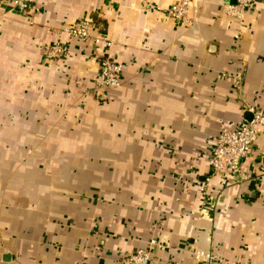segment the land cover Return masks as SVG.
Listing matches in <instances>:
<instances>
[{"label": "crops", "instance_id": "obj_1", "mask_svg": "<svg viewBox=\"0 0 264 264\" xmlns=\"http://www.w3.org/2000/svg\"><path fill=\"white\" fill-rule=\"evenodd\" d=\"M31 1L0 4V264H264V129L203 190L219 134L264 110V2L191 0L186 25L175 0ZM84 18L101 44L63 33ZM107 56L121 86L99 91Z\"/></svg>", "mask_w": 264, "mask_h": 264}, {"label": "built area", "instance_id": "obj_2", "mask_svg": "<svg viewBox=\"0 0 264 264\" xmlns=\"http://www.w3.org/2000/svg\"><path fill=\"white\" fill-rule=\"evenodd\" d=\"M264 0H222L225 13L231 17L242 20L246 14L256 8ZM7 5L9 11H18L33 17L37 9L32 5L31 0H0V4ZM191 0H175L169 9V16L177 23L191 24L189 18ZM93 22L90 18H84L64 29L63 33L70 37L81 40H92L95 45H99L102 39L92 38L91 29ZM110 45V43H108ZM66 52L65 45L54 43L47 52L50 59H58ZM123 65L111 57H103L101 60L100 77L98 80V90L103 91L109 88L121 86ZM252 120L235 130H224L212 149L209 165L210 174L206 178L203 190H208L212 186L215 176L235 172L240 169L242 162L252 153L260 131L264 129V110L250 109ZM120 264H151V252L149 249H139L134 253L125 255ZM197 264H215V257L211 252H199Z\"/></svg>", "mask_w": 264, "mask_h": 264}, {"label": "water", "instance_id": "obj_3", "mask_svg": "<svg viewBox=\"0 0 264 264\" xmlns=\"http://www.w3.org/2000/svg\"><path fill=\"white\" fill-rule=\"evenodd\" d=\"M233 2L235 3V0H233ZM246 119L247 121H251L252 120V114L251 113H247L246 114ZM7 259H10V254L6 255Z\"/></svg>", "mask_w": 264, "mask_h": 264}]
</instances>
